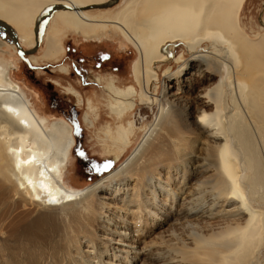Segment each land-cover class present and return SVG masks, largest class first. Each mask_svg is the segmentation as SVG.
I'll return each mask as SVG.
<instances>
[{"label":"bare ground","instance_id":"1","mask_svg":"<svg viewBox=\"0 0 264 264\" xmlns=\"http://www.w3.org/2000/svg\"><path fill=\"white\" fill-rule=\"evenodd\" d=\"M108 1L0 0V26H10L25 48L36 46V24L53 9L41 61H58L69 33L86 42L118 33L136 50L133 84L122 87L112 77L105 86L113 122L101 129V140L114 162L135 144V111L155 105L161 111L119 169L75 190L66 182L76 145L72 127L62 119L47 125L12 76L17 58L9 60L1 50L0 200H10L7 225L17 237L41 235L58 248L72 247L81 242V224L100 195L115 191L117 200L129 181L138 179L146 190L135 185L119 210L126 207L127 214L137 215L145 207L161 221L165 212L159 198H170L177 206L170 218L180 228L169 231L167 247L150 254L155 264H264V33L252 39L243 28L248 0H124L113 14L103 10ZM178 45L185 53L175 56ZM5 46L0 40V49ZM186 53L190 61L179 73L196 65L198 75L219 79L196 99L197 117L190 107L164 105L158 97L163 68L168 77ZM30 59L37 63L36 56ZM94 81L101 85L100 79ZM66 91L81 104L76 89ZM167 104L171 106L165 111ZM87 105L84 123L96 129L101 113L93 98ZM128 228L120 226L121 238Z\"/></svg>","mask_w":264,"mask_h":264},{"label":"rangeland","instance_id":"2","mask_svg":"<svg viewBox=\"0 0 264 264\" xmlns=\"http://www.w3.org/2000/svg\"><path fill=\"white\" fill-rule=\"evenodd\" d=\"M123 4L124 0H119L115 5L103 10L111 14L117 13L116 11H119ZM48 22L42 27V42L32 55H21L17 46L4 32H0V40L5 42L6 46L0 51H6L4 56L9 60L17 58L12 76L16 84L24 88L34 109L49 122L47 125L50 126L54 121L62 119L72 127L76 145L72 151V165L66 182L75 190H85L101 178L119 169L132 155L150 127L156 123L161 112L160 106H143L135 111L131 119L135 121L138 128L135 144L122 157L121 161L114 162L112 157L104 153L101 140V129L113 122L107 106L109 94L105 86L112 77L119 80L118 84L122 87L133 84L131 69L137 59L136 50L118 33L110 34L102 42H86L80 36L69 33L67 37L63 38L66 49L64 55L58 61L47 63L41 61L40 58L43 53V42L44 36L47 34ZM242 22L244 30L252 39L263 34L264 0H248L242 12ZM12 46H15L13 47L16 48L15 51ZM34 47H22V49L29 51ZM175 49L173 52L175 56L184 52L182 46L178 45ZM2 54L0 52V56ZM31 56H36L37 63L31 61ZM190 57L186 53L180 64L173 65V71L168 77H164L165 70L163 68L160 74L162 84L158 97L164 105L169 101L190 107L189 113L197 117L196 99L204 95L205 90H213L219 79L217 77L211 79V74L198 75L199 68L196 65L192 66V69L188 70L186 74L184 71L179 73L181 66L190 61ZM60 66L67 67L71 75L62 73ZM204 77L206 78L202 79ZM96 79H100L101 85L94 81ZM70 88L76 89L82 95L81 104L66 91ZM92 98L101 113V120L96 129H89L83 120L88 112L87 101ZM170 106L171 104H167L165 111ZM197 152L202 156L204 154L202 148H198ZM162 170H164L163 175L166 174V168ZM196 181L197 178L191 180V182ZM135 185L146 190L143 188L144 181L132 179L129 181L128 187L122 186L125 188L118 194V201L115 199L117 195L115 191H110L107 194L102 193L97 207L81 224L80 234H84V236H77L78 241L81 242L78 244L75 242L72 247L67 243L58 248L50 238L44 239L41 235L36 239H27L26 236L17 237L7 225L9 218H6L5 214L12 210L10 200L4 197L0 200V264H155L149 256L158 253L170 244L169 231L176 226L174 219L170 218V211L175 206L173 208V212H175L177 206L170 198L165 196L163 199L159 198L158 200L162 201L164 205L165 212L161 221L150 215L149 210L145 207H142V211L137 215L135 213L127 214L126 211L129 209L126 207L122 211L119 210L120 206L118 205H122L121 200L135 192L133 191ZM101 203H106V206ZM130 209L131 212H136V209ZM181 209L184 208L179 210ZM123 218H125L124 222ZM165 218H168L166 222ZM122 225L129 227L128 234L124 239L120 236V231H122L120 226ZM176 228L180 227L176 226ZM41 244H44L42 248Z\"/></svg>","mask_w":264,"mask_h":264},{"label":"water","instance_id":"3","mask_svg":"<svg viewBox=\"0 0 264 264\" xmlns=\"http://www.w3.org/2000/svg\"><path fill=\"white\" fill-rule=\"evenodd\" d=\"M118 2H119V0H111L110 2L103 4L102 7H104V8L110 7V6L115 5ZM53 12H54L53 9L50 10L36 24V46L32 50L25 51L24 49H22V47L20 46V43L18 41V36H17L16 32L10 26H8V25L0 26V32H4L10 37V39L13 41V43L16 44V46L18 48V52L21 55H23V56L24 55H31V54L35 53L37 51V49L39 48V46L42 42V27L46 24L47 20L50 18V16L53 14Z\"/></svg>","mask_w":264,"mask_h":264}]
</instances>
